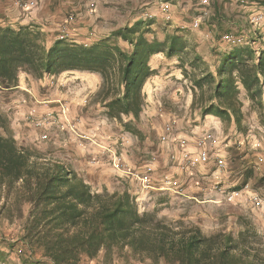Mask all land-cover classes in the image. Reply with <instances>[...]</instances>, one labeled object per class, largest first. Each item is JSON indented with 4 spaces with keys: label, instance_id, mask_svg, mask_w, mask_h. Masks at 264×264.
I'll list each match as a JSON object with an SVG mask.
<instances>
[{
    "label": "trees",
    "instance_id": "trees-1",
    "mask_svg": "<svg viewBox=\"0 0 264 264\" xmlns=\"http://www.w3.org/2000/svg\"><path fill=\"white\" fill-rule=\"evenodd\" d=\"M256 3L264 5V0ZM214 8L209 26L221 23ZM135 17L90 44L50 38L38 25L0 22V99L16 89L21 74L39 80L70 70L97 73L101 82L91 102L140 138L143 86L154 74L149 60L163 52L179 59L191 85L190 106L197 107L200 118L213 115L242 132L248 119L240 96L244 91L247 107L264 127V45L255 43L261 28L249 21L237 24L242 35L234 34L247 41L226 49L210 45L205 57L183 31L173 29L159 39L150 23ZM162 200L140 209L126 189L93 188L60 159L18 143L8 113L0 108V220H18L19 241L41 251L42 258L29 264H79L100 255L104 264L115 259L124 264H264V234L245 214L237 216L233 230L207 231L182 216L162 214ZM6 260L0 249V262Z\"/></svg>",
    "mask_w": 264,
    "mask_h": 264
},
{
    "label": "crops",
    "instance_id": "crops-1",
    "mask_svg": "<svg viewBox=\"0 0 264 264\" xmlns=\"http://www.w3.org/2000/svg\"><path fill=\"white\" fill-rule=\"evenodd\" d=\"M11 1L12 0H0V4L3 2V4L7 6V2L11 3ZM13 1L14 2L12 5L18 14L12 13L10 11H7L6 13L4 10H1L2 14L0 13V22L2 24H4L6 21L8 25H38L40 29L45 31L50 38L65 37L66 39L70 38L76 42L84 44H90L94 42V40H97L104 33H107L106 31L112 29L111 27L118 25L124 26L126 23L132 24V22L136 19L135 16L128 15L129 12H126V16L121 15L120 17L122 18L119 19L116 17V11H107V17L103 18V16L107 14L106 4H111L112 0H110L108 3H106L107 0H35L36 6L28 11L20 9L16 1ZM117 1L118 0H116V2ZM124 1L126 2V0H120V4H123ZM237 1L241 3L240 0ZM212 2L214 3V0H212ZM244 3H247V0H244ZM250 3L254 4V7H259V9H255V11H264V5L256 3V0H250ZM181 27L183 26H180V28ZM154 34L159 39H162L165 36V33H163L162 37L159 36L158 32H154ZM263 35L264 33H262V37L260 39L255 41L258 48H261L264 45ZM178 62L179 59L177 57H167L163 52L153 54L149 60L151 68L154 69V74L145 81L143 86L145 103L140 114V123L143 130V137L139 138L127 132L132 136V140L135 138L139 141L142 138H145L144 142L141 141L142 144L137 145V143L136 145H133L135 141L134 140L131 146H128V141L127 143L120 142L119 144L115 145V147H113L114 145H111L110 143L102 147L100 145V147L95 145L98 149H95V147L92 148L93 152L97 153L94 154V162H91V164L89 162H85L84 165V162L80 161L79 167H74L71 165V163L69 165L65 157L61 161L72 168L74 167L73 169L79 175L81 174L84 177L85 175L84 173L82 174V167H84L86 172L90 171V167L100 164L103 165L106 159L105 157L110 158L112 156L106 155L107 153H115L116 158H122L123 160H120L119 163H116L118 166L114 164L118 168L116 169L115 167L114 170L117 172L116 174L124 176L122 177V180H125V183H121L120 180L116 179L117 184L121 183V185L109 187V185L104 184L106 188L111 190L117 189L119 191L126 189L131 193L138 192L135 190L137 187L136 182L130 172L132 173L133 171L140 172L143 170H150V172L152 171L149 175V177L151 176V183L147 190L149 197L151 196L152 201L154 200V203L158 197H163L165 203H168V207L166 209L172 208V210H177L164 214L171 215L175 218L182 216L184 219L191 220L203 227H222L226 230H233L236 226L235 222L237 216L251 212L257 217L256 224L258 231L264 234V221L259 215V209L253 207L248 202L245 203L242 198L236 203L221 201L220 195L215 188L219 187L224 192L233 189H243L242 192H246L247 195L256 194L264 196V156L260 155L261 146H245V143L252 144V141L254 142L255 138L259 139L264 146L263 127L254 123L249 124L247 135L250 136V139L249 141L243 143L242 146L241 140L243 141V138L247 137L246 135L244 136L243 133L237 131L234 125L227 127L229 133L225 134L222 129V122L217 117L213 115H206L204 118H201L202 124L194 125L195 132L198 130L208 131V127L211 125L216 127L218 130V135H215L214 132L212 133L213 139L211 142H209L208 148L213 150L211 153L212 155L214 154L224 161L225 167L221 169L217 167L216 160L213 158L214 155L212 156L209 154V158L204 160L199 158V152L195 151L196 148L192 146L194 143L193 140L196 139L197 141L198 139L197 135L189 136L187 135L188 130L179 129L177 130L179 131L178 134L173 133V137L169 138L167 130L170 128L167 125L171 123H168V120L172 118L173 123H175L178 128H181L183 126V122L180 118L183 117L185 119L184 123H187V115L186 112L182 116L180 114L175 115V113L168 111L166 107L163 109L164 115H160V112L158 111L162 110L161 104H157V106L160 105L161 108L158 109L157 107L158 111H156L153 103V85H168L169 88H173V90L175 89L176 91H181L182 89L180 88H182V86H180V84L172 85L173 77L181 79V82H185L187 80L190 84L189 79L182 74L181 68L177 65ZM25 78L26 77L24 74L19 76L18 85L15 91H28ZM48 78L49 81L56 80L59 83L67 84H70V82L74 83L77 79L83 78L84 81L79 83L82 84L83 90L85 91L84 95L82 96L83 101L88 100L90 98L89 96H92L96 92L101 82L99 74L82 70H70L68 72L64 71L56 76L45 77L43 80H47ZM41 80L42 79H39V81ZM67 90H70L68 86ZM189 91H191L190 88ZM244 93V91H241L240 95L243 101V110L249 105V101L247 100L246 94ZM59 97L64 98L63 96ZM185 97L186 105L189 107L192 101V93L189 95L186 94ZM22 99L23 98H20V100L23 102H19L16 105V110L19 109L18 111H20L21 117L24 116L22 113L28 112V107L24 103L25 101ZM70 101L72 102L73 100ZM63 105L64 104L60 106L59 112L64 109ZM95 105L97 107L96 112H99L100 116L98 115L97 117L92 118L94 125H96V123H105L107 126H115L116 121L108 120L102 114L103 107L100 106L99 103H95ZM52 106L53 103L49 104V111H51L53 108ZM83 116L85 117V115ZM83 116H81V119ZM57 120L60 121L59 118ZM50 128L55 129V127ZM174 128L175 126L173 129ZM120 129H122V127ZM254 129H257L261 132L259 137H254V134H252ZM78 130L79 132L81 131L86 133V130L91 131L92 129L86 128L83 130L78 128ZM154 134L159 136L160 141L166 146H168L172 140H175V146L178 149L174 146L172 152H165L164 150L159 151L158 149L154 151L153 147L150 146V144H153V139L150 138V135L153 136ZM231 138L234 140V147L229 145ZM57 139H59V137ZM237 139L239 140L237 141ZM59 140L57 142L53 141L52 143H60L61 140ZM184 140H187L188 144H186ZM94 142L95 141L92 140L93 144ZM121 144L127 148L119 146ZM218 144L220 145V153ZM82 145L84 146V143L80 144V146ZM235 145L237 146L235 147ZM80 146L78 147L80 148ZM182 146H184V148L186 147L191 152L190 157L194 161V166H186V168L189 167L191 170L185 168L182 169V157H180L182 154H184L182 152L184 151ZM197 146L198 145H196V147ZM233 149H236L237 153L231 154ZM136 151H140L137 153H143V155L134 156L130 154L136 153ZM84 178L87 180V182L92 184L93 179H90L89 177ZM127 179L133 182L135 187L131 186L129 181L126 183ZM161 204L162 203L159 205Z\"/></svg>",
    "mask_w": 264,
    "mask_h": 264
},
{
    "label": "rangeland",
    "instance_id": "rangeland-1",
    "mask_svg": "<svg viewBox=\"0 0 264 264\" xmlns=\"http://www.w3.org/2000/svg\"><path fill=\"white\" fill-rule=\"evenodd\" d=\"M109 1L110 0H107L106 3H108ZM240 1L243 4L239 3L237 0H214V3L212 2V0H126V2L124 1L123 4H120V0H118L117 2L116 0H112L111 4H106V13L107 11H116V17L119 19L122 18L120 17L121 15L126 16V12H129L128 15L130 16L140 15L143 19H145V23H150L151 29H154V32H158L160 37L163 36V33H167L168 31H172L173 29L183 31L188 42L192 45H195L197 47V50H199L200 52H204L205 57H208L206 54L211 48L210 45H216V47L220 49H226L227 46H231L234 43L241 42L243 39L247 41L244 37L241 36L242 32L240 31V29H238L237 24H248L249 21V23H251V25H253L254 27L256 26L261 28V34L264 33V11H255V9L257 10L259 9V7H254V4H251L250 0H247V3H244V0ZM13 2V0L11 1V3L7 2V6L2 2V4H0V13L1 10H4V12L6 13L7 11H10L12 13L18 14L14 6L12 5ZM214 5L216 6V11H218L220 14L219 18H221V23L216 26H209V19H211V16L215 11ZM107 15L108 13L105 14L103 18L107 17ZM183 25L185 26L183 28H180V26ZM234 33H238L241 35L238 36ZM25 81L28 86V91L17 92L13 90L6 93L0 99V108L4 109L8 113L10 123L14 131V136L18 143H21L22 145H29L38 149L39 151H41L43 156L47 158H57L60 160H63L65 157L69 165L71 163L72 166L79 167L80 161L84 162V165L85 162H89L90 164L91 162H94V154L97 153L93 152L92 148L95 147V149H98L97 147L99 145L102 147L110 143L111 145H114L113 147H115V145L119 144L120 142L127 143L128 141L129 145H127L131 146L134 140L135 141L133 145H136L137 143V145H139L142 144L141 141H145V138H142L139 141L135 138H133L134 140H132L131 135H129L123 129H120L121 125L118 122H116L115 126H107V124L105 123H96V125H94L92 118L97 117L98 115L100 116V113L96 112L97 107L95 103L91 102L92 96H89L90 98H87L88 100L86 101L82 100V96L84 95L85 91L83 90L82 84L79 83L81 81H84L83 78L77 79L74 83L70 82V84L59 83L56 80L49 81V78L47 80H43L42 78L41 81L25 78ZM172 83V85L180 84V86H182V88L180 89L182 90H173V88H169L168 85H153V103L155 110L158 111L157 107L159 105L157 106V104L160 103L162 106V110L158 111L160 112V115H164V107H166L167 110L171 113H175V115L180 114L182 116L186 112L188 122L184 123L185 119L181 117L180 119H182L183 122V126L181 128H178L175 123H173L172 118L168 120V123L171 124L167 125L170 128L169 130L166 129L168 132L167 134L169 135V138H171L173 137V133L178 134L179 131L177 130L186 129L188 130L187 135H197L198 139L197 141L196 139L193 140L194 143L192 146L196 148L195 151L197 152H205L209 158V156L212 155L211 153L213 152V150H210V148H208V145L209 142H211V140L213 139L212 133L214 132L215 135H218V130L216 127L211 125L208 127V131L198 130L197 132H195L194 125L202 124V122L197 107H188L185 102L186 94H191V91H189V88L191 90V85L187 80L185 82H181V79L175 77L172 78ZM67 86L70 88V90H67ZM59 96H63L64 98H60ZM19 97L23 98L22 100L25 101L24 103L28 107V112L22 113V115H24L22 117L20 116V111H18L19 109L16 110L17 103L23 102ZM70 100L73 101L71 102ZM52 103L53 108L51 109V111H49V104ZM62 104H64V109L59 112L60 106ZM244 111L246 112L248 119L247 121H245L246 124H244V130L241 133H243L244 136L246 135L247 138H243V141L240 139L241 145L249 141L250 139V136L247 135L249 124L254 123L256 125L262 126V124L258 121L257 115L253 111V109L245 107ZM83 115H85L86 119ZM81 116H83L82 119ZM58 118L60 121L57 120ZM222 125L223 132L225 134L229 133L227 127H225L223 123ZM174 126L175 128H177L173 129ZM50 127H55V129ZM78 128L83 130L86 128H91L92 130H86V133H83L81 131L79 132ZM252 134H254V137H259L261 132L257 129H254L252 131ZM58 137L61 142L52 143L53 141L57 142L59 140L57 139ZM150 138L153 139V144H150V146L153 147L154 151L158 149L159 151L164 150L165 152H172V149L175 146V140H172L170 144L166 146L160 141L159 136H156V134H154L153 136L150 135ZM92 140L95 141L94 144L92 143ZM238 140L239 139H237V141ZM184 141L186 144H188L187 140ZM233 141V138H231L229 145L233 146ZM81 143H84V146H80ZM95 145H97V147ZM196 145L198 146L196 147ZM251 145H253V147H257L258 145H260L261 155V151L264 149L262 142L259 139L255 138L254 142L252 141V144L245 143L246 147ZM78 146H80V148ZM119 146L127 148L122 144ZM236 146L237 145H235V147ZM175 148L177 147L175 146ZM182 148L183 150L185 149L191 154V152L186 147L184 148V146H182ZM218 148L220 153L219 144ZM137 152L140 151H136V153L130 154L134 156L143 155V153ZM235 153H237V150L233 149L231 154ZM106 155L112 156L110 158L105 157L106 159L103 164L104 166L101 164L97 166L95 165L93 167L88 166L91 169L89 168L90 171L87 172L84 167H82V174L84 173V177L93 179L91 186L98 190L102 189V187H105L104 184H107L109 185V187H111L115 185H121V183H125V180H122V177L124 176L116 174L117 172L114 170V168L116 167L115 165L118 166V164L116 163H119V161L123 159H119L118 157L116 158L115 153H107ZM216 157L217 156L214 155L213 158ZM184 168L191 170L190 168H186V164H183L182 169ZM116 169L118 168L116 167ZM151 172L150 170H143L140 172L133 171L132 173L130 172L136 182L137 187L135 190L138 191L130 193L135 196L137 204H139L140 206H144L143 208L152 207L156 203L157 199H159L158 197L154 203V200L152 201L151 196L149 197V194L147 193L148 188H144L149 187L151 183V176L149 177ZM116 179L120 180L121 183L117 184ZM128 181L129 180L127 179L126 183H128ZM129 183L131 184V186L135 187L133 182L129 181ZM108 190L111 191V189ZM161 203L162 204L159 205V207H161L162 214L171 211H177L172 210V208L166 209L168 207V203H165V200H162ZM140 209H142V207ZM245 215L247 216V219L250 220L254 225V222L257 221V217L251 212H248ZM19 224L20 223L18 220H14L11 223L6 221L5 219L0 220V249H2L7 256V260L3 263L0 262V264H25L22 261H26V264H29V262L33 259L42 258L41 251L39 249L29 248L28 245L19 241ZM203 229L210 231L216 228L205 226L203 227ZM79 264L104 263L102 262V255H100L98 258L93 260L83 258ZM111 264L124 263L121 260L115 259ZM128 264L146 263L131 262Z\"/></svg>",
    "mask_w": 264,
    "mask_h": 264
},
{
    "label": "built area",
    "instance_id": "built-area-1",
    "mask_svg": "<svg viewBox=\"0 0 264 264\" xmlns=\"http://www.w3.org/2000/svg\"><path fill=\"white\" fill-rule=\"evenodd\" d=\"M148 188V187H144ZM220 195V200L225 201L228 203H236L239 201V199L242 198V200L246 203H250L253 207H256L259 209V215L261 219L264 221V196L251 194L247 195L246 192H242L243 189H233L230 191H222L221 188L215 187ZM139 205V204H138ZM140 206V205H139ZM143 208L144 206H140V208Z\"/></svg>",
    "mask_w": 264,
    "mask_h": 264
},
{
    "label": "bare ground",
    "instance_id": "bare-ground-1",
    "mask_svg": "<svg viewBox=\"0 0 264 264\" xmlns=\"http://www.w3.org/2000/svg\"><path fill=\"white\" fill-rule=\"evenodd\" d=\"M15 1L17 3L18 7L24 11H28V10H30L36 6L35 0H15ZM256 20H257V18H256ZM158 107H159V109L161 108L160 105ZM182 152L184 153V154H182V156H180V157H182V163H181L182 166H183V164L184 165L186 164V166H191V167L194 166V164H193L194 161L191 159L190 153L188 151H186L185 149ZM261 155L264 156V149L261 151ZM199 158L201 160H204V159L208 158V155L205 152L201 151V152H199ZM215 160H216V164H217L218 168L221 169V168L225 167V163L221 158L216 157ZM180 162H179V164H180Z\"/></svg>",
    "mask_w": 264,
    "mask_h": 264
}]
</instances>
